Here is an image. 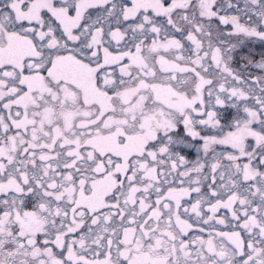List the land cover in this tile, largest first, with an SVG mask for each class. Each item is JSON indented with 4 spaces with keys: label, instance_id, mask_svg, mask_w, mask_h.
<instances>
[{
    "label": "snow or ice",
    "instance_id": "6c2138e0",
    "mask_svg": "<svg viewBox=\"0 0 264 264\" xmlns=\"http://www.w3.org/2000/svg\"><path fill=\"white\" fill-rule=\"evenodd\" d=\"M0 264H264V0H0Z\"/></svg>",
    "mask_w": 264,
    "mask_h": 264
}]
</instances>
